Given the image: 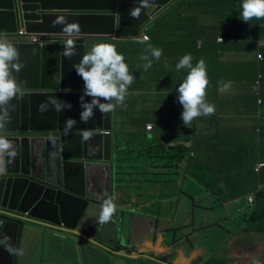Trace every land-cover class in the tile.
I'll list each match as a JSON object with an SVG mask.
<instances>
[{"label":"crops","instance_id":"obj_1","mask_svg":"<svg viewBox=\"0 0 264 264\" xmlns=\"http://www.w3.org/2000/svg\"><path fill=\"white\" fill-rule=\"evenodd\" d=\"M237 4L238 0H176L155 19L156 21L154 20L155 22L153 21L154 23H151L150 42L139 44L133 40H108L116 46L117 51L124 55L125 62L136 77L129 87V95L124 104L115 108L112 123L113 137L119 138L122 144L127 143L125 150L133 152L124 156L121 167V171L126 174L132 172L130 174L132 178L125 181V183H132V188H129L131 190H126L128 188L124 186L125 183H121L115 177L112 178L111 189L117 204L115 214L117 219L113 217L110 225L118 228L113 233L121 235L129 246L127 248L125 244L121 246L120 239L119 243H116V240H113L114 236L111 240L103 237L100 230L104 231L105 224H99L91 213L88 215L91 229L86 228L85 235L70 233L56 236L41 226H28L22 238L20 246L22 255H18V264H62L54 259L61 250H66L70 254L71 262L66 261L64 264H147L158 256H168L169 247L164 246L162 241L163 232L168 225L172 224L167 222L170 220L169 209L175 207L179 214V221L182 219L181 223H188L191 218L188 208L183 213L178 210L179 203L183 200L181 197L184 196L179 188L194 195L200 185L188 175H184L183 166L177 169L176 166L166 164L162 159L163 156L158 155L157 151L162 146L185 145L188 147L191 139L200 135H208V139L219 136L216 139L217 144L226 140L223 138L225 134H235L236 136L232 139L237 143L236 146L240 144L244 148L249 144L244 140L245 136L249 137L248 131L253 133V129L257 126L252 118L257 104L250 93L248 71L226 70V64L230 63L249 65V55L245 51L249 45L232 40L225 46L219 47L216 52L214 42L207 40L210 27L218 24L220 17H226L227 25H232L230 18L237 14ZM258 22L257 34L263 38L264 19ZM96 42L99 41L89 42V45L92 46ZM148 44L161 49L162 55L158 61L153 60L150 69L144 71V61L140 57ZM243 45L248 46L239 47ZM189 53L193 57V64L203 56L217 63L206 64L209 79L206 99L215 105V113L194 119L192 127L184 126L181 120L182 106L178 102L176 92L187 69L178 71L175 68L180 58ZM235 68L237 67L231 70ZM227 82H231V88L223 91V83ZM147 124L151 125L150 131L144 129ZM256 132L259 133V130ZM141 133L148 134L149 140L144 144L146 150L140 155L136 151L138 148L134 149L135 146L128 143ZM255 142L260 143V139L251 138L250 143ZM169 149L171 151L173 148ZM99 166L89 169L91 180H93L94 171L101 169ZM121 171L118 176H122ZM219 180L223 182L222 179ZM219 188L225 189L226 184L220 183ZM123 214H127L126 220H128L124 231L120 228ZM137 219L145 224L156 223L159 230L154 241L142 232L143 238L133 241L132 244V229ZM185 232L189 233V228L183 231L184 234ZM182 244L189 255L186 256L182 247L178 246L175 251L177 255L173 259L174 264H185L186 257L189 260L187 264H201L200 259L205 251V243L194 240L189 246ZM116 245L119 247L118 251ZM193 245L196 247L192 248Z\"/></svg>","mask_w":264,"mask_h":264},{"label":"water","instance_id":"obj_2","mask_svg":"<svg viewBox=\"0 0 264 264\" xmlns=\"http://www.w3.org/2000/svg\"><path fill=\"white\" fill-rule=\"evenodd\" d=\"M173 0H149L139 18L129 10L140 0H0V32L18 49L23 67L13 71L23 95L8 106L10 121L5 135L14 144L17 155L8 163L3 158L0 174V206L45 224L77 230L90 207L108 194L113 171L111 124L113 111L81 120L80 97L83 80L73 65L78 63L86 42L94 38L137 39L152 17ZM57 16L78 22L76 55L64 56V41L59 37L45 43L29 42L27 37H9L24 28L27 33L61 34L62 25L53 26ZM60 82L58 83V81ZM50 97L71 105L56 111L38 106ZM85 101L91 97L84 96ZM104 102V101H102ZM76 121L68 134L65 121ZM90 133L84 139V133ZM103 164L98 165V163ZM94 171L93 180L89 169ZM109 196V195H107ZM0 236L7 234L17 248L21 231L29 225L20 219L0 216ZM15 256L0 246V264H16Z\"/></svg>","mask_w":264,"mask_h":264},{"label":"clouds","instance_id":"obj_3","mask_svg":"<svg viewBox=\"0 0 264 264\" xmlns=\"http://www.w3.org/2000/svg\"><path fill=\"white\" fill-rule=\"evenodd\" d=\"M176 0H173L168 6L159 11L156 15L152 17L150 22L144 27L141 35L137 39H115V38H94L90 39L86 42L85 52L81 56L78 63H75L73 67L75 68L76 73L83 80V95L80 97V103L82 111L80 113V118L85 123L88 122L90 118L94 116V109H98L101 113H109L113 111V119L115 115V108L118 105H123L126 97L129 95V87L133 84L135 80V76L129 69L128 64L125 62V57L122 53L117 51L116 46L113 43L108 42V40H133L139 44H146L151 41V36L149 35V27L151 23L170 5H172ZM150 7L149 0H140L138 6L133 7L129 10V15L133 18H139L140 12L143 8ZM238 12V9H237ZM220 18H224L223 16ZM240 24L238 26L239 30H246L247 34L244 35L242 31L239 32L236 26H228L227 22H219L214 25L212 29H219L220 33L218 34L215 40H209L214 42L216 47L225 46L227 42L235 40L234 42L248 44L249 47L246 50L248 52L249 57L252 58V61H256V70L254 71V78L250 81V93L255 98V103L257 104L255 110H258L260 107L264 106V84L261 85V80L264 78L262 73V58L264 49V37H257L256 41H252L253 39L249 38V30L248 27L250 25L249 21L255 19V22L259 25L258 20L264 19V0H241L240 4ZM244 22V28H241V21ZM156 21V20H155ZM154 21V22H155ZM153 22V23H154ZM53 26L59 24L62 25L61 34H52V33H27L24 28H18L17 33L10 34L9 37L23 36L27 37V41L29 42H39L45 43L48 41H53L58 39L59 37L65 39L64 41V56L67 58H71L76 55V38L80 32V26L78 22L68 21L64 16H57L52 21ZM211 28V27H210ZM231 30H234L231 32ZM233 36H236V39H232ZM230 37V38H228ZM208 40V38H207ZM99 41L92 44L91 48L88 50L89 42ZM237 48V47H235ZM245 50V51H246ZM221 53V51H220ZM218 53V55L220 54ZM19 51L18 49L7 39V35L0 32V174L4 172L3 158H8V163H11L12 160L17 155V150L10 139H8L5 135L6 124L10 121L8 106H10V102L13 99L19 98L23 95L21 85L17 82L16 77L13 75V71L18 72L23 64L19 62ZM162 55V50L148 44L147 48L142 52L140 59L144 61L143 69L147 71L152 67L153 60H159ZM249 63V62H248ZM176 70L187 69L184 78L179 83L176 88L177 99L179 104L182 106L181 111V120L186 127H192V121L201 116H210L215 113V105L211 104L207 101V88L209 85L207 66L203 58L196 61L193 64L192 55L185 54L183 55L178 63L175 65ZM60 80L58 81V83ZM231 88V82L223 83L222 90L228 91ZM262 97H261V94ZM84 96L91 97L90 101H85ZM104 101V102H102ZM52 105L53 108L60 112L63 108H70L71 105L58 100L56 97H50L46 102H42L38 106L39 111H46L48 105ZM255 120V124H257L256 128L253 130V133L250 132L251 138H255L256 130H259V133L264 129V119L260 121L258 116V112L255 111L252 117ZM76 121L72 118H68L65 121L64 132L68 134L71 129L74 127ZM113 123V120H112ZM261 127V128H260ZM145 131L151 130V125L147 124L144 127ZM261 130V131H260ZM264 132V131H263ZM111 136L113 143V171L111 174V178L109 181V191L106 195L103 194L105 198L102 199L101 203L94 204L88 210L86 216L84 217L82 224H80L77 230L68 231L64 229L62 226H56L51 224H45L42 222H36L32 219H28L27 214L20 215L11 211H8L6 208L0 206V216H7L12 219H20L23 223H27L30 225H38L43 227L46 231L58 235H68L70 233H79L85 235L86 228L90 230V219H88V215L91 213L95 215V220L97 219L99 224H106L109 222L111 224V220L115 216L117 212V204L115 203V197L111 192L112 189V178L119 180L121 183L127 182L132 175H128L121 171V167L123 165V161L120 164V160L118 157L122 156L124 160V154L116 151V145L121 143L119 138L113 137V125L111 124ZM147 135V134H145ZM90 133H84V139H88ZM262 140L264 138L257 137ZM251 142V139H247ZM194 143V142H192ZM122 144V143H121ZM132 146V142L128 143ZM123 145V144H122ZM135 145V144H134ZM180 148H173L171 151L169 148L166 149V153L164 154V161L168 165L176 166L177 169H181L183 166L184 175H188L186 173V159L193 158L196 153L189 149L188 153L185 154V158L180 159L181 154L179 151ZM182 149V148H181ZM132 153L130 150H127L126 153ZM141 155V154H140ZM258 156V155H257ZM174 157V158H169ZM103 164V162L98 163ZM211 170H215L218 175L222 172L219 171L220 165H208ZM200 168V167H199ZM198 168V169H199ZM253 172L258 174L262 169H264V158H259L256 162L253 163L252 166ZM122 172V176H118L119 172ZM169 171V170H168ZM115 172V173H114ZM183 175V176H184ZM182 176V175H181ZM189 176V175H188ZM213 176L216 177L214 174ZM129 177V178H128ZM176 177V176H174ZM192 178L191 176H189ZM127 178V179H126ZM122 179V180H121ZM196 182L199 183V190L192 194H188L187 190L182 191L181 193L188 199L187 208L189 210V216H191L188 223H181L182 219L179 221H174L171 225H168L166 230L163 232L169 238L163 239L162 244L168 247V243H175V236L178 239L182 240L184 244L190 245L192 242L199 241L201 243H205L204 253L202 254L201 264H233L235 261L234 257H226L225 254H228L227 247L229 246V242L232 238L237 236H244L246 241H255L263 240L264 233L261 227V220L257 218L255 221L252 220L254 213L252 212V208L254 207V203L256 201V191L262 189V184H256V191H249L243 198H238L234 201L229 202H221L217 197L211 194L206 188H213L210 183L204 182L201 183L197 181L195 178H192ZM223 183L221 180H215L216 187H219V184ZM228 183L231 189L236 188V180L230 178L228 179ZM132 184V183H125ZM125 186V185H124ZM238 188H244L246 186L240 185ZM222 189V188H220ZM120 190V189H119ZM223 190H226L223 189ZM178 191V192H179ZM203 193L204 195H200ZM109 195V196H107ZM199 197H203V200ZM205 198H207V202L203 203ZM242 205V206H241ZM213 206H220L222 210V214L217 216L218 212L212 214ZM243 207V208H242ZM175 207H172V209ZM258 215L261 213L260 210L257 211ZM204 215V218L201 219V215ZM228 218L229 225L227 235H219V231H217L214 226H210L213 224H219L222 219ZM171 219V217H170ZM249 224L256 228L260 233H255L251 231H244V227H249ZM3 224L0 223V226ZM153 234L149 236L151 240H155L157 236L158 228L156 223L153 222ZM210 226V227H209ZM189 228V233L185 231ZM210 228V230H207ZM102 229V227H100ZM174 229V230H173ZM224 228H219L222 230ZM53 232H51V231ZM207 230V231H205ZM182 232V233H179ZM204 232V239L199 237L200 233ZM26 230L21 231V235L19 238V242L17 248H14L10 243V237L7 234L0 236V246H3L6 251H8L12 255L15 256V263L18 264V255H22V250L20 249L21 242L23 236H25ZM145 234V230H143V235ZM193 237H196L195 239ZM113 235H111V239ZM143 237H140L141 240ZM223 238L221 244L220 240ZM110 239V240H111ZM116 240V243H119V239L113 238ZM133 241H137L135 238H132ZM121 244V243H120ZM126 248L129 246L128 243H124ZM118 245V244H117ZM116 247L118 251L119 245ZM122 245L121 246H125ZM120 246V247H121ZM179 244H176V248ZM217 246L216 250H213ZM180 247V246H179ZM196 246L193 245L192 248ZM123 248V247H122ZM183 252L186 256L189 255L188 250L183 248ZM176 250L168 253V256H158V258L153 259L150 263H158V264H174V254ZM127 253V251H126ZM129 254V253H127ZM150 255H153L150 253ZM127 256V255H125ZM230 256V255H229ZM252 264H260V260L253 258Z\"/></svg>","mask_w":264,"mask_h":264},{"label":"trees","instance_id":"obj_4","mask_svg":"<svg viewBox=\"0 0 264 264\" xmlns=\"http://www.w3.org/2000/svg\"><path fill=\"white\" fill-rule=\"evenodd\" d=\"M240 4H241V0H238V4H237L238 12L236 15H234L233 18H230V20L232 22V25L236 26L239 32L242 31L243 33H245L244 35H246L247 34L246 30L238 29V26L240 24V18H239ZM227 20L229 21V18ZM225 21H226V17L219 18V22H225ZM249 23H250L248 27L249 38L253 39L252 41H256V39H258L257 37H259V35L257 34L258 30L256 29V27H258V24L257 22H255V19L249 21ZM232 31L234 30H231V32ZM219 33H220L219 29L210 28V32L207 34L208 40H215V38H217ZM149 35L151 36L150 33ZM236 38H237L236 36H233L232 39H236ZM247 46L248 45H243L239 47L245 48ZM246 52L248 53L250 51L246 50ZM262 52H263V58H262L263 60L261 64H262V73L264 75V49L262 50ZM248 62L249 65H247V71L249 73V78L251 81L252 78H254V73H255L254 71L256 70V64H255L256 61L252 62V58L249 57ZM262 84H264V78H262L261 80V85ZM248 132L249 133L247 134H249V137L246 135L244 139L247 142H249L247 139H251L250 131ZM234 136L236 135L225 134L223 138L226 140L217 144H216V139H218L219 136H215V138L213 139L212 138L208 139V135L206 136L200 135L199 137L194 136L191 139L190 144H188L187 142L188 147H186L185 145L184 146L175 145L174 147L162 146L160 150L157 151V154L163 156L162 159L164 160V154L166 153V150H164L165 148H180L179 151L180 153H182L180 159H182L185 158V154L188 153V150L192 149L196 153V155L193 158H189L185 160L187 164L185 165L187 166L186 173L192 178H195L197 181H200L201 183L208 182L211 180L212 183H210V185L213 188L211 189L206 188V190H208L211 194L217 197L221 202H229V201H234L238 198H243L245 194H247V192L256 191V184L258 182L261 183L262 189L256 191V201L254 203L255 205L252 208L253 210L250 214L255 212L252 217L253 221H255L257 218L261 220V227L264 233V169H262L258 174H255L252 169L254 162H256L261 157L264 158V140H262V143L249 142L248 146L246 147L244 146L243 148V146H241L240 144L236 146L237 143H235L234 140L232 139V137ZM147 140H149L148 134L145 135L143 133H141V135H138L136 138H134L132 144L133 145L135 144L134 149L138 148V150H136L137 153L141 154L146 150V146L144 144H146ZM126 145L127 143H124L123 145L119 143L118 145H116V151L123 153L124 155H128L129 152L126 153L127 150H125ZM139 145H144V146H139ZM210 154L212 155L210 156ZM118 160H120V164H121V162L123 161V157L122 156L118 157ZM209 164L220 165L219 171H221L223 175H218L217 172H215V170H211L210 167L208 166ZM214 174L216 175V177L213 176ZM230 178L236 180L235 189H231L228 183V179ZM219 179H222L223 182L226 184V190L216 187L218 185H215V180H219ZM237 185L238 186L243 185L246 187L238 188ZM259 210L261 213L258 215L257 211ZM210 226H214L216 230L219 228H224L223 226H221L220 223L217 225L213 224ZM243 229L244 231L247 232L251 231L255 233H260L256 228H254L250 224L249 227L245 226ZM147 264H158V263H150L149 261Z\"/></svg>","mask_w":264,"mask_h":264},{"label":"rangeland","instance_id":"obj_5","mask_svg":"<svg viewBox=\"0 0 264 264\" xmlns=\"http://www.w3.org/2000/svg\"><path fill=\"white\" fill-rule=\"evenodd\" d=\"M241 28L242 29L244 28L243 20L241 21ZM194 47L196 49V46H194ZM90 48H91V46L89 45L88 50ZM217 49H218V47H214V50H216V52H217ZM236 49L238 51H240L238 48H236ZM203 59L205 61V64H212V65L217 64L216 61H214L213 59H210L208 57L203 56ZM234 67H237V68L231 70ZM239 69H241L243 72V71L247 70V66L244 65L243 63L226 64V70H228V71L234 72V71L239 70ZM256 111L258 112V116L260 118V121L262 119H264V106L260 107ZM126 128H128V127H126ZM263 131H261L260 133H255V137H261L262 136L264 138V132ZM127 174L130 175V174H132V172H129ZM125 186H126V188H128L126 190H131L129 188H132V184H125ZM200 195L203 196L204 194L201 193ZM181 198H183V200L179 203L178 210H180L183 213L187 209L186 201L188 199L185 196H182ZM199 198L203 200V197H199ZM207 200L208 199L205 198L203 203L205 204V202H207ZM169 211H170L171 219L168 220L167 222L173 223L175 220L178 221L179 220V214L177 212V209H175V208L171 209L170 208ZM211 212L213 215L215 212H218L217 216L222 214V210H221L220 206H213V209ZM92 215H94V214H92ZM114 218L117 219L116 216H114ZM126 218H127V214H123L122 221L120 223V228L123 231L127 228L128 220H126ZM202 218H204L203 214L201 215V219ZM219 223L221 224V226L224 227V229H222V230L217 229V231H219V235L226 236L227 232H230V231H228V229H229L228 226H230L228 218L222 219ZM143 227H145V234H149V235L153 234V230H152L153 225L152 224H145L142 222V220L137 219V220H135L134 229H132V238H135L136 240H138L142 236ZM117 230H118V228L111 226L108 222L104 225V231H102V230H100V231H101L103 237H105V238L107 237L109 239H111V235L113 234L114 238L120 239L121 240L120 243L122 245H124V243H125L124 238L121 235H118L117 233H113ZM207 230H210V228H208ZM207 230H205V231H207ZM179 233H182V232H179ZM118 237H120V238H118ZM199 237L201 239H204V232L200 233ZM167 238H168V242H169L170 237H167L166 235H164V239H167ZM174 239L176 240L175 241L176 244H179L180 247H183V244H182L183 241L182 240L178 239L177 236H175ZM222 240H223V238L220 240L219 244H221ZM176 244L174 245V244L168 243L169 249L167 250V252L170 253L173 250H176ZM63 245H67V244L63 243ZM216 249H217V246L213 250H216ZM227 249H228V254L230 256L227 254H225V256L227 258L228 257H234L235 262L233 264H252L253 258L260 260V263L264 264V260H263L264 259V239L263 240L256 239L255 241H246V238L244 236L240 235V236H237V237L232 238L230 240L229 246L227 247ZM172 255L175 256V255H177V253L174 252V254H172ZM184 257H186V256H184ZM186 258H187V261L185 264H187L189 262L188 257H186ZM54 259L56 260V262H61L62 264H64L66 261H70V254L66 250H61L59 253H57L55 255ZM229 264H230V262H229Z\"/></svg>","mask_w":264,"mask_h":264}]
</instances>
